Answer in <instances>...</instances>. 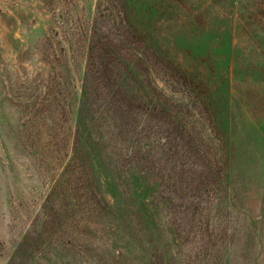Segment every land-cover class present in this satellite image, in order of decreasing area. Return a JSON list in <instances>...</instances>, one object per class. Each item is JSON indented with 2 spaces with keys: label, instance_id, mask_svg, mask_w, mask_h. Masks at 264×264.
Segmentation results:
<instances>
[{
  "label": "rangeland",
  "instance_id": "1",
  "mask_svg": "<svg viewBox=\"0 0 264 264\" xmlns=\"http://www.w3.org/2000/svg\"><path fill=\"white\" fill-rule=\"evenodd\" d=\"M0 264H264V0H0Z\"/></svg>",
  "mask_w": 264,
  "mask_h": 264
}]
</instances>
